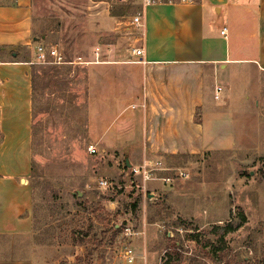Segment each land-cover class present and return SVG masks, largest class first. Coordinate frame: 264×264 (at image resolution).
Segmentation results:
<instances>
[{
	"label": "rangeland",
	"instance_id": "rangeland-1",
	"mask_svg": "<svg viewBox=\"0 0 264 264\" xmlns=\"http://www.w3.org/2000/svg\"><path fill=\"white\" fill-rule=\"evenodd\" d=\"M105 1L111 13L122 11L116 35L127 47L139 36L129 23L142 0ZM89 3L34 1L35 34L46 33L42 45L54 46L56 59L73 65L36 68L34 234L0 236V258L35 250L36 264H128L123 252L131 246L137 255L133 264H264V72L240 65L239 77L232 79L236 147L165 157V165L185 168L190 177L131 188L124 174L112 173L113 157L98 147L96 154L88 151L86 76L79 63L101 41ZM115 37L109 34L107 42ZM230 42L254 47L249 39ZM90 176L95 179L88 186ZM100 179L122 189L102 188ZM127 228L135 234L126 236Z\"/></svg>",
	"mask_w": 264,
	"mask_h": 264
},
{
	"label": "crops",
	"instance_id": "crops-1",
	"mask_svg": "<svg viewBox=\"0 0 264 264\" xmlns=\"http://www.w3.org/2000/svg\"><path fill=\"white\" fill-rule=\"evenodd\" d=\"M34 1L0 0V236L34 234L33 73L36 46L48 37L35 34ZM89 4L101 41L79 63L86 76V134L89 145L113 157L114 175L130 180V168L147 159L240 143L229 107L232 79L240 65L264 72V0H142L144 37L133 36L127 47L109 4ZM111 33L116 41L107 42ZM231 38L253 40L254 47H234ZM133 48L144 52L136 55ZM60 62L52 65H73ZM35 255L0 258V264H36Z\"/></svg>",
	"mask_w": 264,
	"mask_h": 264
},
{
	"label": "built area",
	"instance_id": "built-area-1",
	"mask_svg": "<svg viewBox=\"0 0 264 264\" xmlns=\"http://www.w3.org/2000/svg\"><path fill=\"white\" fill-rule=\"evenodd\" d=\"M153 0H143L144 4H149ZM129 26H132L137 33L139 34V38L144 37V23L142 20L141 15L134 16L133 19L130 21ZM222 34L226 35V29L224 28L222 30ZM142 48H133V53L136 55H142L143 54ZM36 53H37V60L36 63L38 64H59L61 63L59 60H57V49L55 47H46L42 44H39L36 46ZM96 58H99V53H95ZM222 90V88L216 87V94L215 98H219V92ZM143 106H145L143 104ZM88 151L91 154H96L97 147L95 145H90L88 148ZM166 173H168L166 175ZM172 177H178L181 179H187L190 177V173L185 169L181 167H170L165 165L160 160H151L147 159L143 161L141 164L132 166L130 168V183L129 187L131 188H137V189H143L146 190L148 182L151 181H162L164 183H168L172 181ZM99 186L105 189L110 188H119L122 189V185H118V183H113L109 180H100L98 183ZM126 236L131 237L135 233L131 230V228L126 229ZM123 258L128 264L135 263L137 259V255L135 250L131 246H126L125 250L123 252Z\"/></svg>",
	"mask_w": 264,
	"mask_h": 264
},
{
	"label": "trees",
	"instance_id": "trees-1",
	"mask_svg": "<svg viewBox=\"0 0 264 264\" xmlns=\"http://www.w3.org/2000/svg\"><path fill=\"white\" fill-rule=\"evenodd\" d=\"M112 16H118V15H122V11L120 12H112L111 13ZM39 66V64L36 66V68ZM35 71L36 69H34V73H33V83H34V96H33V108H34V124H35V119H36V105H37V102H38V99H37V95H36V87H35ZM66 72H68V69H65ZM64 71V73H66ZM33 137H34V146H35V142H36V139H37V133L35 131V127H34V131H33ZM182 156H186V155H182ZM34 167H33V171H34ZM242 217H243V220H245V217L244 215L242 214Z\"/></svg>",
	"mask_w": 264,
	"mask_h": 264
},
{
	"label": "water",
	"instance_id": "water-1",
	"mask_svg": "<svg viewBox=\"0 0 264 264\" xmlns=\"http://www.w3.org/2000/svg\"><path fill=\"white\" fill-rule=\"evenodd\" d=\"M250 174H253V172H251Z\"/></svg>",
	"mask_w": 264,
	"mask_h": 264
}]
</instances>
